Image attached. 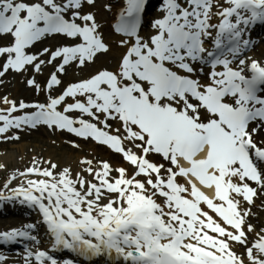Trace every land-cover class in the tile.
<instances>
[{"label":"snow or ice","instance_id":"snow-or-ice-1","mask_svg":"<svg viewBox=\"0 0 264 264\" xmlns=\"http://www.w3.org/2000/svg\"><path fill=\"white\" fill-rule=\"evenodd\" d=\"M97 5L0 0V78L28 74L26 85L46 93L32 103L0 97V138L45 125L105 146L120 163L83 158L73 176L33 159L10 174L0 201L37 210L51 251L84 264H264V228L248 222L244 206L264 192V56L250 55L264 0H160L151 19V0H108L119 36L111 41ZM51 38L61 42L37 49ZM113 45L114 68L64 82ZM35 227L0 241L39 243ZM32 258L78 264L26 250L25 264Z\"/></svg>","mask_w":264,"mask_h":264},{"label":"bare ground","instance_id":"bare-ground-1","mask_svg":"<svg viewBox=\"0 0 264 264\" xmlns=\"http://www.w3.org/2000/svg\"><path fill=\"white\" fill-rule=\"evenodd\" d=\"M108 2V0H106ZM111 17H113L112 14H110ZM115 39H119V37H116ZM252 40H256L255 43L257 45V48L254 49L250 55H254L256 57L264 56V35L260 37H256ZM115 47V46H114ZM116 50V47L114 48ZM112 61L108 59L107 56H102L96 63V69L100 67H108L110 69L114 68L115 65L111 66ZM71 77L73 80L76 78L73 73H70ZM72 78L70 80L72 81ZM2 108V107H0ZM67 136L70 138L71 136L68 134V132L63 131V134L61 136ZM2 147L4 148H9V144H5ZM104 147H100V145L96 146V151L103 153L105 149ZM107 152V151H106ZM84 152L82 151H76L73 149H70L62 144L57 145L54 144L53 142H48L41 140L40 142H27V144H22L19 145L15 148L14 150V155L12 159V162L15 164V169L14 170H20L23 171L25 168L29 167L32 165L33 159H37L41 162H48L51 161L52 163H55L58 165L57 169L55 171H60L64 167H69L73 173V176L77 172L82 171L84 165L81 164V160L84 157ZM93 160V164L95 166L97 160H108L112 164L116 165L120 163V158L108 151L107 153H103L102 155L95 156ZM10 159L8 156H0V165H4V168L7 166L9 163ZM42 167H47V163H42ZM14 172V171H13ZM84 175H87V173H84ZM19 183V180H17V183ZM14 184V186L16 185ZM264 205V192L259 193L256 196V202H255V207L256 208H251L248 207L247 205H244L245 207L250 208L251 213L248 217L249 223H252L257 230L260 228H264V212L262 208L259 209V206ZM255 217H259L258 219H255ZM258 220V221H257ZM21 219H11L7 221L6 219H0V225L2 228H6L9 225H15L19 224ZM260 221V222H259Z\"/></svg>","mask_w":264,"mask_h":264},{"label":"rangeland","instance_id":"rangeland-1","mask_svg":"<svg viewBox=\"0 0 264 264\" xmlns=\"http://www.w3.org/2000/svg\"><path fill=\"white\" fill-rule=\"evenodd\" d=\"M103 4L101 5L100 9L98 10V19L105 21L110 19L108 13L105 12L103 9ZM106 33L105 36L107 39H111V32L110 29L107 28L105 29ZM40 76H37V80L40 81V83L43 84V82L47 78V74L45 72L43 74H39ZM28 76V75H27ZM26 75H20V74H15L12 72H9L5 77L0 78V80H3V83H0V97L3 96H8L10 99L15 100L17 103L21 100H29V101H36V99L39 100H44V97L42 94H37L31 87L27 86L25 83V78L27 77ZM45 131H38L37 133L30 134V133H25L24 135L27 136V141H22L20 143H16L15 145H11L9 148L2 149L0 147V156H8V158L11 160L14 158L12 156L14 149L16 146H19L21 144H27L28 141L34 142L32 139H44L46 138L47 140L49 139H55L57 142H60L62 140H59L56 137H53L52 135H48L47 133L45 134ZM45 136V137H44ZM91 146H88L87 150L91 151ZM9 167H6L3 171L0 172L1 176H5L9 174L7 171L10 169L12 170L15 167V164L11 162L9 163ZM0 187H2V184H0Z\"/></svg>","mask_w":264,"mask_h":264}]
</instances>
